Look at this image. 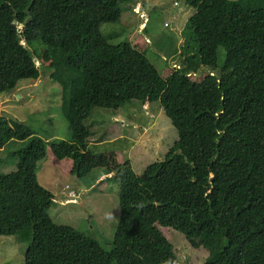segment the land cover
Instances as JSON below:
<instances>
[{
  "label": "trees",
  "instance_id": "obj_1",
  "mask_svg": "<svg viewBox=\"0 0 264 264\" xmlns=\"http://www.w3.org/2000/svg\"><path fill=\"white\" fill-rule=\"evenodd\" d=\"M119 1L0 0V92L47 75L69 130L46 140L0 114L1 146L26 140L13 151L14 169L0 171V234L25 242L23 264H189L162 225L189 242L213 235L215 249L201 264H264V6L251 0L234 12L226 0H183L193 10L163 76L127 39L110 42L100 31L119 17ZM218 48L228 57L227 78H192L218 66ZM132 99L157 100L177 137L140 173H118V217L104 248L51 219L53 195L38 183L36 162L48 145L54 157L70 158L71 173L87 174L84 118L92 107Z\"/></svg>",
  "mask_w": 264,
  "mask_h": 264
},
{
  "label": "rangeland",
  "instance_id": "obj_2",
  "mask_svg": "<svg viewBox=\"0 0 264 264\" xmlns=\"http://www.w3.org/2000/svg\"><path fill=\"white\" fill-rule=\"evenodd\" d=\"M250 1L226 0V7L228 10L234 8L235 12ZM119 4V17L115 21L101 22L100 31L110 42L127 39L142 50L161 75L165 76L177 62L175 58L170 60L167 52L172 45L181 41L180 29L193 8L183 0H120ZM251 5L264 6V0ZM226 58L223 49L218 48V66L200 68L191 74L192 78L203 82L227 78L229 64L225 63ZM116 108L121 112L117 120L121 124L122 134L111 135V139L103 135L104 131L108 132L104 123L109 121L113 109L97 106L91 108L84 118L89 128V138L102 140L100 144H94L92 140L86 142L85 151L98 155L93 161L95 168L103 162L104 166L118 168L117 172L130 169L140 173L149 162L162 157L163 151L177 137L175 129L157 100L143 102L132 99ZM0 114L22 120L36 135L46 140L69 136L67 123L59 109V87L45 74L20 78L11 89L1 91ZM25 142L10 140L3 145L0 151L1 172L14 169L16 157L13 151ZM46 149L47 154L53 157L45 154L36 162V179L53 194L47 210L49 216L54 222L83 231L104 248H109L119 211L117 175L104 182L95 181L92 187L86 188L84 183L87 182V175L79 177L71 173L70 167H67L68 159L54 157L48 145ZM130 158L129 166L125 162ZM68 189L76 190V195L73 196L74 200L65 202L68 201H63ZM108 214L112 215V220L106 218ZM158 227L172 244L177 258L189 264H201L215 249L217 239L213 235L202 234L189 242L183 233L170 226ZM24 246L25 242L17 241L15 234H0V264H23Z\"/></svg>",
  "mask_w": 264,
  "mask_h": 264
},
{
  "label": "crops",
  "instance_id": "obj_3",
  "mask_svg": "<svg viewBox=\"0 0 264 264\" xmlns=\"http://www.w3.org/2000/svg\"><path fill=\"white\" fill-rule=\"evenodd\" d=\"M144 102V101H143ZM146 102H148V101H146ZM121 114V112H120V109H117V108H113V110L111 111V113H110V115H109V121L108 122H105L104 123V128L105 129H107V131L108 132H106V131H104V137H107V138H110L111 139V135H112V137L113 136H115L116 134H122V128L120 127L121 126V124L118 122V120H117V117H120V114ZM124 120V122L126 123V120L125 119H123ZM121 123H123V122H121ZM125 123H123V125H125ZM135 126H136V124H135ZM143 129H144V127H143ZM110 130V131H109ZM156 130V129H155ZM146 134H148L147 132H146ZM155 135H156V132H155ZM150 136H152V135H150ZM102 137V136H101ZM101 137H99V138H101ZM152 137H154V136H152ZM104 139V138H103ZM91 140H92V143H94L95 144V142H98L99 144L101 143V140L102 139H99L98 140V138H91ZM90 138H89V135L87 136V138H86V142L87 143H90ZM4 145V144H3ZM3 145L2 146H0V151H2L3 150ZM132 146H133V144H131L130 145V148H132ZM129 148V151L131 150ZM47 150V149H46ZM164 152H165V150L163 151V154H164ZM85 153H86V156H87V160L89 161V163L91 164V170L87 173V174H85V175H87L86 176V179H87V182L86 183H84L85 184V186H86V188L87 187H92L93 186V183L95 182V181H102V182H104L105 180H107L108 178L110 179L111 177H113L114 178V176L115 175H117V177H118V173L120 172V171H118L117 172V170H118V168H116L115 166H113V168L112 167H107V166H104V164H103V162H101V163H99L100 164V166H97L98 168H95V166H94V163H93V161H94V159L98 156H95V155H91L90 153H89V151L88 150H86L85 151ZM45 154L46 155H49V154H47V151L45 152ZM50 157H53V156H51V155H49ZM65 159H68V166L67 167H70V165H71V160H70V158L69 157H64ZM127 158H129L128 157V155H127ZM130 163H131V158L128 160H126V162H125V164L126 165H129L130 166ZM131 168V167H130ZM37 169V168H36ZM70 169V168H69ZM37 171V170H36ZM35 171V173H37ZM133 171V170H132ZM85 175H83V176H85ZM89 181H91V182H89ZM105 188V187H104ZM69 190V189H68ZM73 190V189H72ZM82 192H83V190H81ZM73 192H74V195L73 196H75L76 195V190L74 191L73 190ZM52 193V192H51ZM53 195V194H52ZM67 194H66V196L64 197V199H63V201H65V199L67 198ZM72 200H74V198L72 197ZM72 200H69V201H65V202H70V201H72Z\"/></svg>",
  "mask_w": 264,
  "mask_h": 264
},
{
  "label": "clouds",
  "instance_id": "obj_4",
  "mask_svg": "<svg viewBox=\"0 0 264 264\" xmlns=\"http://www.w3.org/2000/svg\"><path fill=\"white\" fill-rule=\"evenodd\" d=\"M106 218H107L108 220H112V219H113V217H112L111 214H108ZM164 264H178V261L169 258L168 260L164 261Z\"/></svg>",
  "mask_w": 264,
  "mask_h": 264
},
{
  "label": "built area",
  "instance_id": "obj_5",
  "mask_svg": "<svg viewBox=\"0 0 264 264\" xmlns=\"http://www.w3.org/2000/svg\"><path fill=\"white\" fill-rule=\"evenodd\" d=\"M163 24H165V22H163ZM67 198L65 199V200H72V197H73V195H74V192H73V190L72 189H69L68 191H67Z\"/></svg>",
  "mask_w": 264,
  "mask_h": 264
},
{
  "label": "water",
  "instance_id": "obj_6",
  "mask_svg": "<svg viewBox=\"0 0 264 264\" xmlns=\"http://www.w3.org/2000/svg\"><path fill=\"white\" fill-rule=\"evenodd\" d=\"M18 95V94H17Z\"/></svg>",
  "mask_w": 264,
  "mask_h": 264
}]
</instances>
